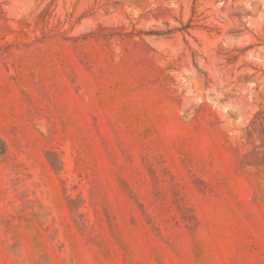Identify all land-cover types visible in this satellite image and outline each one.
Here are the masks:
<instances>
[{"label": "rangeland", "instance_id": "rangeland-1", "mask_svg": "<svg viewBox=\"0 0 264 264\" xmlns=\"http://www.w3.org/2000/svg\"><path fill=\"white\" fill-rule=\"evenodd\" d=\"M0 264H264V0H0Z\"/></svg>", "mask_w": 264, "mask_h": 264}]
</instances>
